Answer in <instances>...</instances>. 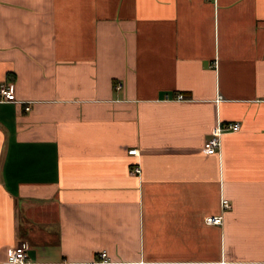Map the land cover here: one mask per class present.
Returning a JSON list of instances; mask_svg holds the SVG:
<instances>
[{"label": "crops", "instance_id": "obj_1", "mask_svg": "<svg viewBox=\"0 0 264 264\" xmlns=\"http://www.w3.org/2000/svg\"><path fill=\"white\" fill-rule=\"evenodd\" d=\"M8 80L0 262L264 264V0H0Z\"/></svg>", "mask_w": 264, "mask_h": 264}, {"label": "built area", "instance_id": "obj_2", "mask_svg": "<svg viewBox=\"0 0 264 264\" xmlns=\"http://www.w3.org/2000/svg\"><path fill=\"white\" fill-rule=\"evenodd\" d=\"M122 86V82L117 80L114 83L115 89H120ZM177 97H182V94H177ZM3 101H19L15 97L14 93V83L11 80L1 81L0 82V102ZM24 110H28L30 108V104L27 102L24 105ZM240 128V123L238 121H230L221 123L219 119H217L212 126L211 132L208 137H206L203 141L202 149L205 153H214L217 152L220 148V137L221 134L225 131H234ZM128 153L136 154L138 153L137 148H129ZM134 171H138V168H134ZM231 207V202L221 196L219 201V212L217 214H209L205 216L204 221L208 224H221L223 220L222 213L224 210ZM29 244L25 240H20L14 245L8 246L6 248L5 257L0 262L1 264H96V263H109L111 259L107 255V251L102 249L99 251L98 256L89 260H77L70 259L67 257L60 258L58 260H49V261H31L28 258L27 250Z\"/></svg>", "mask_w": 264, "mask_h": 264}]
</instances>
